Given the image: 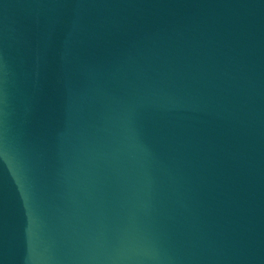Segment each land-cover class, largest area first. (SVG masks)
<instances>
[{
    "label": "water",
    "instance_id": "water-1",
    "mask_svg": "<svg viewBox=\"0 0 264 264\" xmlns=\"http://www.w3.org/2000/svg\"><path fill=\"white\" fill-rule=\"evenodd\" d=\"M0 264H264V0H0Z\"/></svg>",
    "mask_w": 264,
    "mask_h": 264
}]
</instances>
